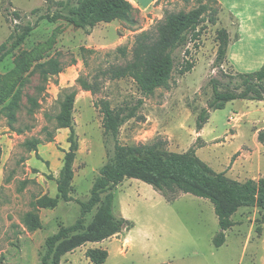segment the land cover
<instances>
[{"label":"rangeland","instance_id":"obj_1","mask_svg":"<svg viewBox=\"0 0 264 264\" xmlns=\"http://www.w3.org/2000/svg\"><path fill=\"white\" fill-rule=\"evenodd\" d=\"M127 1L133 8L128 14L95 27H81L68 17L39 21L28 39L0 63V264H42L47 238L80 218L78 201L89 200L100 169L112 157L101 100L119 107L144 99L136 116L121 128L123 145L161 140L165 150L185 153L196 145L194 129L212 97L211 84L229 90L227 69L215 67L217 52L224 47L225 25L216 0H158L146 9ZM201 3L211 10L184 32L187 45L174 53L169 89L144 98L131 77L113 79L114 70L132 62L141 33L154 34L168 13L189 12ZM36 9L41 12L33 15ZM15 11L21 20L13 16ZM46 13L45 0H0V46L15 27L35 23ZM233 58L243 67L242 74L264 66L244 60L243 54L239 60ZM71 95L79 139L73 201L47 209L40 201L57 196L56 181L70 147V131L61 118ZM246 104L235 101L212 112L209 129L220 136L209 144L197 143L204 162L239 182L264 177V132L251 129L240 115L248 111ZM234 115L237 122L230 120ZM231 135L238 138L228 140ZM114 195L115 213L129 220L131 228L67 254L61 264H91L86 257L91 248L108 252L105 264H264L260 208H241L232 218L235 226L226 232L225 244L217 248L214 239L220 227L209 200L181 193L168 202L137 179H126ZM96 210L87 216L86 224Z\"/></svg>","mask_w":264,"mask_h":264},{"label":"trees","instance_id":"obj_2","mask_svg":"<svg viewBox=\"0 0 264 264\" xmlns=\"http://www.w3.org/2000/svg\"><path fill=\"white\" fill-rule=\"evenodd\" d=\"M45 3L46 14L39 16L35 23L28 21L21 27H15L8 40L0 46V63L28 39L39 21L68 17L81 27H95L101 23H111L117 16L128 14L133 9L127 0H45ZM210 10L209 4L201 3L189 12L168 13L165 21L157 27L156 33L143 32L139 35L132 62L124 68L114 70L113 79L131 77L144 98L154 95L159 89H169L175 71L174 53L187 45L188 39L184 32ZM40 12V9H36L32 14ZM13 16L16 20L22 19L16 11ZM225 54L226 48H219L215 67H221ZM226 78L229 80L226 86L228 91L219 90L216 82L211 84L213 94L197 118V133L200 134L209 122L212 112L223 110L230 102L264 101V66L255 73ZM235 86L244 90L238 93L230 89ZM74 103L75 98L71 95L63 107L61 120L70 131V147L56 181L57 196L42 199L40 205L43 208L55 209L60 202L73 201V166L79 150L73 117ZM143 105L144 99L119 107H113L107 99L100 101L105 136L112 147V157L100 169L89 200L78 201L81 207L80 218L69 227L61 226L57 233L47 238L42 264H61L67 254L89 243L106 241L123 229L131 228V222L118 216L114 210V191L126 179H137L150 185L168 202L174 201L181 193L209 200L219 221L220 232L214 239L217 248L225 244L226 232L235 226L232 218L241 208H260L264 211V177L257 181L250 179L239 182L230 179L223 172L214 171L197 155L200 137L196 145L185 153L165 150L166 144L161 140L137 146L123 145L120 141L121 128L136 116ZM95 209L97 210L92 221L86 224L87 216ZM108 255L106 250L100 248L86 251V257L91 264H105Z\"/></svg>","mask_w":264,"mask_h":264},{"label":"crops","instance_id":"obj_3","mask_svg":"<svg viewBox=\"0 0 264 264\" xmlns=\"http://www.w3.org/2000/svg\"><path fill=\"white\" fill-rule=\"evenodd\" d=\"M130 1H133L137 7L146 9L158 0ZM214 5L221 10L220 12H222L225 20L223 21L225 25L222 42L226 48V54L221 65L222 69H227L226 75L237 77L243 73V67H239L237 63L231 61L233 54V60H239L238 57L243 54L244 60L250 58L253 63L262 66L264 64V0H216ZM213 12L215 11L213 10ZM237 101L247 103L245 108L248 111L242 112L240 115L246 117L249 127L251 129L255 128L256 132L258 130L257 133L264 132V101ZM235 117L237 122L238 115ZM209 122L200 134L193 128L197 137H200L207 144L217 141L220 136L216 135L213 129H209ZM242 132L241 134H245V132ZM237 138V135H231L227 139Z\"/></svg>","mask_w":264,"mask_h":264},{"label":"built area","instance_id":"obj_4","mask_svg":"<svg viewBox=\"0 0 264 264\" xmlns=\"http://www.w3.org/2000/svg\"><path fill=\"white\" fill-rule=\"evenodd\" d=\"M230 120L233 122L235 121V117H231Z\"/></svg>","mask_w":264,"mask_h":264}]
</instances>
